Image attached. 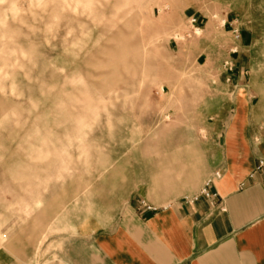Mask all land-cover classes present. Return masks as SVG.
Segmentation results:
<instances>
[{"label":"rangeland","instance_id":"1","mask_svg":"<svg viewBox=\"0 0 264 264\" xmlns=\"http://www.w3.org/2000/svg\"><path fill=\"white\" fill-rule=\"evenodd\" d=\"M230 15L261 54L264 0H0V243L40 209L81 222L161 177L175 145L212 142Z\"/></svg>","mask_w":264,"mask_h":264},{"label":"crops","instance_id":"2","mask_svg":"<svg viewBox=\"0 0 264 264\" xmlns=\"http://www.w3.org/2000/svg\"><path fill=\"white\" fill-rule=\"evenodd\" d=\"M237 22L221 21L234 41L222 65L234 85L231 113L203 130L212 142L175 145L161 177L114 206L90 207L81 222L73 208L49 223L40 209L8 226L0 264H264L263 178H249L264 159V48L255 53Z\"/></svg>","mask_w":264,"mask_h":264},{"label":"built area","instance_id":"3","mask_svg":"<svg viewBox=\"0 0 264 264\" xmlns=\"http://www.w3.org/2000/svg\"><path fill=\"white\" fill-rule=\"evenodd\" d=\"M190 22L192 24H194L195 23V20L193 19ZM254 175H261L262 178H263L262 179V184L264 185V159H258L257 160V163H256V165H255L252 173L249 175V178H252ZM214 176H215V178H218L219 177V174L216 173ZM206 186H208V184ZM201 194L204 197H206V198H209L210 197L209 193H207L205 189L202 190V193ZM148 209H150V208H148Z\"/></svg>","mask_w":264,"mask_h":264}]
</instances>
